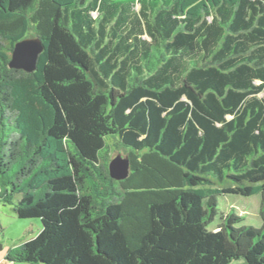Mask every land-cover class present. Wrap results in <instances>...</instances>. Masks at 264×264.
<instances>
[{
  "label": "trees",
  "instance_id": "1",
  "mask_svg": "<svg viewBox=\"0 0 264 264\" xmlns=\"http://www.w3.org/2000/svg\"><path fill=\"white\" fill-rule=\"evenodd\" d=\"M27 38L44 46L32 73L10 67ZM257 195L260 228L220 212ZM15 196L42 230L11 263L264 264V0H0V200Z\"/></svg>",
  "mask_w": 264,
  "mask_h": 264
},
{
  "label": "rangeland",
  "instance_id": "2",
  "mask_svg": "<svg viewBox=\"0 0 264 264\" xmlns=\"http://www.w3.org/2000/svg\"><path fill=\"white\" fill-rule=\"evenodd\" d=\"M119 153L124 156L123 152L116 150L114 147L110 150L108 158L110 162ZM20 199V196H15L12 203H4L0 200V264H12L7 261L8 254L20 245L36 238L41 230L42 224L40 220L29 219L20 220L15 213V204ZM261 197L259 195L253 197L228 196L220 199V212H228L230 206L239 216H244L242 225L253 226L260 228L262 220L260 218ZM219 224V218L211 226L215 229ZM18 264V263H16ZM233 264H242V262H235Z\"/></svg>",
  "mask_w": 264,
  "mask_h": 264
},
{
  "label": "water",
  "instance_id": "3",
  "mask_svg": "<svg viewBox=\"0 0 264 264\" xmlns=\"http://www.w3.org/2000/svg\"><path fill=\"white\" fill-rule=\"evenodd\" d=\"M44 51L43 43L38 38H27L18 42L12 52L10 67L32 73L36 70L37 62ZM110 176L116 181H122L129 174V160L118 154L109 164Z\"/></svg>",
  "mask_w": 264,
  "mask_h": 264
},
{
  "label": "crops",
  "instance_id": "4",
  "mask_svg": "<svg viewBox=\"0 0 264 264\" xmlns=\"http://www.w3.org/2000/svg\"><path fill=\"white\" fill-rule=\"evenodd\" d=\"M12 264H16V263H12Z\"/></svg>",
  "mask_w": 264,
  "mask_h": 264
}]
</instances>
